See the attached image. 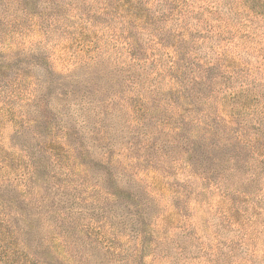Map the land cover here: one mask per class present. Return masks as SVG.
<instances>
[{"label": "rangeland", "instance_id": "rangeland-1", "mask_svg": "<svg viewBox=\"0 0 264 264\" xmlns=\"http://www.w3.org/2000/svg\"><path fill=\"white\" fill-rule=\"evenodd\" d=\"M0 264H264V0H0Z\"/></svg>", "mask_w": 264, "mask_h": 264}]
</instances>
